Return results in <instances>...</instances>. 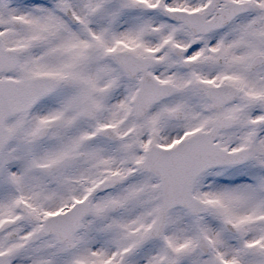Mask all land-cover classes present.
<instances>
[{"label": "snow or ice", "instance_id": "1", "mask_svg": "<svg viewBox=\"0 0 264 264\" xmlns=\"http://www.w3.org/2000/svg\"><path fill=\"white\" fill-rule=\"evenodd\" d=\"M0 264H264V0H0Z\"/></svg>", "mask_w": 264, "mask_h": 264}]
</instances>
